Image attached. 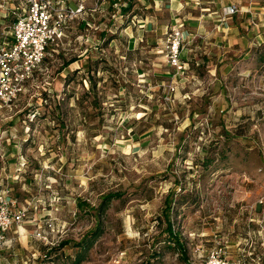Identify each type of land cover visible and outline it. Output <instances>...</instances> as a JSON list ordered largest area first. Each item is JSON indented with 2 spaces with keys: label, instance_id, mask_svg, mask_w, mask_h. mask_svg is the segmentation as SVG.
<instances>
[{
  "label": "rangeland",
  "instance_id": "rangeland-1",
  "mask_svg": "<svg viewBox=\"0 0 264 264\" xmlns=\"http://www.w3.org/2000/svg\"><path fill=\"white\" fill-rule=\"evenodd\" d=\"M84 6L50 60V92L30 91L0 125V187L28 207L0 264H73L96 223L76 203L108 193L120 198L80 264H201L218 251L264 264V0ZM174 28L180 71L168 62ZM168 194L183 256L166 230Z\"/></svg>",
  "mask_w": 264,
  "mask_h": 264
},
{
  "label": "built area",
  "instance_id": "built-area-1",
  "mask_svg": "<svg viewBox=\"0 0 264 264\" xmlns=\"http://www.w3.org/2000/svg\"><path fill=\"white\" fill-rule=\"evenodd\" d=\"M84 2L0 0V125L16 119L30 91L34 96L50 92L48 51L64 44L72 23L85 13ZM182 41V31L172 29L167 54L170 66L177 71L185 66L180 60ZM3 138L0 131V141ZM27 216L28 207L11 196L8 187H0V252L12 246L9 233L19 229ZM35 238L48 243L44 233L37 232ZM201 264L237 263L223 260L218 251Z\"/></svg>",
  "mask_w": 264,
  "mask_h": 264
},
{
  "label": "trees",
  "instance_id": "trees-1",
  "mask_svg": "<svg viewBox=\"0 0 264 264\" xmlns=\"http://www.w3.org/2000/svg\"><path fill=\"white\" fill-rule=\"evenodd\" d=\"M128 4L129 5H127V7H125L124 9H122V13H127L129 11L131 5H130V3H128ZM78 19H80V18H78ZM76 21H74L72 23L70 29L67 31V38L64 39L65 42L67 41L68 37L71 35V31L73 29L72 26H73V24ZM58 49L59 48H56V49L55 48H52L50 51H48L47 60L49 62H51L50 60H53L55 58H58V56H59ZM52 50H54V51H52ZM72 62L73 61H70V63H72ZM67 65H68V63L65 64V66H67ZM43 94H47V93L44 92ZM222 132L226 135V138L228 140V138H229L228 136L229 135H228L227 131H225L224 129H222ZM220 158H221V160H225L226 155H224V153L221 152V157ZM206 159H207V157H206ZM204 164L206 165V167H208L209 165H213L212 164V160L206 161V162H204ZM215 169H216V166L213 165V170H215ZM9 190H10L11 196H13L12 193H11V189L10 188H9ZM181 197H182V195H181ZM118 198H120V195L119 194H116V193H108V194H106V195H104V196L101 197V202H100V204L97 207H95V206L94 207H91L85 201H81V200H78L77 201L76 207L79 210H81V209L83 210L84 209L83 208L84 206L87 207V208H89L88 209V214L92 213V216L95 218L96 223H95L94 227L90 231H88L83 236V238L80 241L73 243V247H75V249H77L76 256H75V260H74L73 264H80L82 262L83 258H84V255L86 254V252L94 245V243L96 242V240L102 235L103 225H102V222H101V217L105 214V212L109 208L111 202L114 199H118ZM172 200H173L172 199V194H168L167 197H166V199H165V207H164V212H165V217H166V230H167V233L169 235V238L175 243V247L178 249V251L181 254V256H183V255H185V250L183 248L182 243L179 240V236L172 230V225H171V222L169 220V213H170V211L172 209V207H171ZM43 244L45 246H47L45 243H43ZM68 244H69V241H61L58 244L57 247L50 248L49 250L50 251H52V250H58V249H61V248L65 247V246H67ZM45 257H47V255H45Z\"/></svg>",
  "mask_w": 264,
  "mask_h": 264
},
{
  "label": "crops",
  "instance_id": "crops-1",
  "mask_svg": "<svg viewBox=\"0 0 264 264\" xmlns=\"http://www.w3.org/2000/svg\"><path fill=\"white\" fill-rule=\"evenodd\" d=\"M72 3H73V1L69 2L68 4H72Z\"/></svg>",
  "mask_w": 264,
  "mask_h": 264
}]
</instances>
